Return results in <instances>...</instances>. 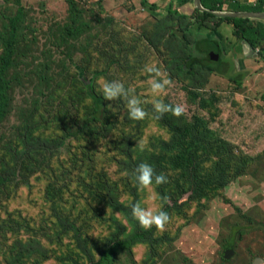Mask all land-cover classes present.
Masks as SVG:
<instances>
[{
  "label": "rangeland",
  "instance_id": "obj_1",
  "mask_svg": "<svg viewBox=\"0 0 264 264\" xmlns=\"http://www.w3.org/2000/svg\"><path fill=\"white\" fill-rule=\"evenodd\" d=\"M171 2L172 0H168L167 3L163 1L160 4L158 1L157 6L160 12H158L157 8L158 13H153L141 9L140 6H138L140 10L134 7L132 0H21L22 15L25 17V23L24 26L22 25L24 36L20 40L19 48L18 62H20V67L18 70H12L11 76L14 72L21 71L23 78L20 82L13 85L11 91L10 113L1 125L0 154L5 150L6 144H9L8 147L12 148L17 136H20L21 133H18V131H23V122L30 120V117L34 114V102H39V105H41V96L47 92V89L41 88L37 76L45 64H49V73L53 78V87L47 94L43 108L45 118H50V111L54 121H58L62 117L63 112L59 111V109L63 106V103L56 98V95L59 92L67 95L72 87L77 89V70L81 71L84 69L85 77L93 79L94 90L100 89L101 91L104 80H119L124 83L126 88L134 89L135 95L145 102L142 107L145 104V110L150 113L148 117L149 124L144 127L146 133L148 129L152 137L153 135H159V137L162 135L164 139L168 138V133L164 129L167 127L165 122L167 114L159 120L151 118L152 101L158 97H154L150 91L148 81L151 78V74L145 72L143 65L146 63V55L155 56L152 64L160 67L163 71L161 57L168 60L167 47L175 42L183 46L186 41L183 38L185 35L183 30V35L176 33L178 37L176 39L169 37L164 39V41L162 40V43L158 45V49L155 48V51L153 48H149L150 45L154 44V38H157L158 42L161 39L159 36L163 29L159 25H162L161 22L169 20L167 11ZM173 3L174 1L171 4ZM17 12L18 6L15 0H0V31L2 30L3 22L8 23L5 17H11ZM130 13L132 14L130 15ZM76 21L79 24L78 26H76ZM109 21L111 22L108 24ZM83 24H88L92 28L91 32H85L81 38L79 37L80 39L76 42L74 50L66 47L59 39L58 31L73 25L76 28H83ZM191 32L193 33L194 31ZM202 35L203 33L201 32V35L197 36L198 38H195L194 42L196 40L201 41ZM226 36H228L226 39L230 42L231 34H226ZM89 40H92L93 44L83 53L84 48L81 45L86 44ZM228 42L223 40L227 54L230 48ZM2 52L3 47L0 41V54ZM225 52L221 46L219 48L216 46L214 58L218 57L217 63L221 62L219 58L223 64L229 63L226 62L227 59L224 57ZM191 55L201 60L211 56V53L207 56L204 52L198 53L194 50ZM238 56L241 57L240 55ZM213 67L215 75H208L204 71H196L199 76L201 73L202 76H208L205 79L208 81L207 85L201 83L204 86L206 85L204 94L197 93L199 99L189 100L192 102L186 101V97L181 93L183 85L175 82L169 88L170 91H167L166 95L162 94L159 96V99L168 104L175 105L180 103L185 106V113L180 117V121L185 126L186 121L189 122L195 116L209 119L208 125L211 122L213 133L215 131V136L211 137L214 142L221 137L226 138V135L233 139L235 135L238 139L235 145L238 149L240 148L241 151L245 152L242 154L245 155V158L258 153L257 156H253L255 160L251 163L255 164L253 166L249 164V167L246 166L243 173L234 177L224 189L221 188L217 190L218 192H212L210 200H205L201 203L193 202L187 213H185L186 220L189 223L183 222L181 218L179 220L171 217L163 232H155L156 238L158 237L157 235L167 236L172 238V243L151 248L148 245H135L131 249V254L121 253L117 255L115 264H264V132H261V134L256 132V135H254L252 131L245 132L241 129L245 119L252 116L257 118L254 121L253 130L259 119L264 117V87L261 79L258 80L259 77H257L264 74H262L261 70L252 69L251 76L253 78H250L249 81L246 79L242 80V78L236 80L243 76L237 75L236 71H226L222 66L213 65ZM31 69L34 71L33 73ZM196 85L200 86L198 83ZM42 87H45V85L43 84ZM215 92L223 99L220 104L216 105L220 111V116L217 115L216 106L204 108L206 105L204 101H213L214 98L208 97L216 96ZM100 96L102 95L100 94ZM230 98H232V101L237 100V107L232 109L228 107L227 101ZM106 102L112 108L106 114L111 111L113 122L118 123L120 120L119 116L121 117L127 113V109H125L120 100ZM114 103L116 105L112 107ZM89 106V101H83L78 104L73 113L77 116H87L89 115ZM242 114H244L243 117H241ZM184 116L186 117L185 119ZM222 120L225 122L232 121L231 127L228 128L229 133H224V126L219 124ZM97 131H104L103 126L98 128ZM203 131L201 134H203ZM231 131H234V133L230 134ZM43 132L46 135H55L58 133V129L56 125H51ZM39 133H41V130L37 131L35 136L40 135ZM193 136L196 137V132ZM97 140L99 139L97 138ZM105 140L106 137L102 141L100 139L95 146L96 153L103 154V157L101 159L98 158L92 166L95 172L104 173L108 182L116 184V181H120L117 184L120 187L119 189H121V178L123 175L121 170L131 172L132 168L128 167L127 162L139 163L137 154L127 160L124 156L118 154V150L113 151L106 147L104 145ZM107 140L111 144L116 140V137H108ZM62 148L58 152H61L58 156L54 155L53 161L55 164L51 163V168L63 179L67 180L70 190L66 191L65 195L63 191H58L52 184L55 180L53 175L55 173H52L53 177L50 178L52 175L46 176L43 173L35 174L25 171L20 177L29 178L31 186L20 190L17 188L16 192L10 191L4 202L10 204L8 205L10 211L13 209L9 206H14L15 204L26 206L27 211L25 214L33 216L34 220L38 214L41 215V242L46 245L48 236L54 237L57 234L55 219L50 216L51 204H47L46 200L47 184L50 185L51 190L57 191V196H63L64 201L68 199L69 202H73V199H78L79 194L83 192L74 206L69 203L66 207L64 203L61 209L67 211L73 207V219L70 218L71 221L80 228L82 234L88 237L89 241L92 243L95 241L102 242L112 232V227L101 222L102 217L109 223L108 220L111 218L116 219L117 215L112 214L113 216L109 218L111 213L106 212V210H103L100 214L101 208L97 199L89 198L84 186L81 185L82 181L88 182L89 178L86 172L82 174L80 179H78L80 172L75 174L73 172H61L58 157H69V154L65 152L67 147L64 145ZM71 148L74 154L80 155L75 141L72 142ZM158 157L157 153H154L148 164ZM156 166L159 167L158 164ZM234 166L235 163L232 164V169ZM22 170H19L18 174ZM130 180L134 183L132 178ZM170 181H172V177ZM177 186L169 183L164 188V191L165 193L175 194L176 191L181 190ZM161 187L162 185H160ZM185 189L186 192L178 202L188 199L191 192L190 186H185ZM155 191L157 192V187ZM137 192L140 197L139 202H141L143 207L148 208L147 206H150L152 202L154 206L149 208L154 211L160 209V201H152L150 199L151 194L147 190L141 192L137 189ZM0 196H2V193H0ZM9 197L10 199H8ZM124 200H126L125 197H120L119 202L122 203ZM168 202L171 203L170 200ZM0 215L2 217L6 216L4 209L1 207ZM30 221L34 223L31 227V237L34 240L40 233L37 227L39 224L33 220ZM123 226L126 230H129L125 221ZM11 236L12 232L10 231L9 222L7 225H0V264H6L4 262L5 255H2L4 251L2 241L9 240ZM67 237L69 239L65 240L62 247L58 250V253L62 255L72 251L73 236L70 234ZM53 244L56 245V243ZM91 247L92 249L94 248L92 245ZM10 249L13 253H16L13 238ZM98 250L97 248L95 249L97 253ZM228 250H232L233 255L230 259H225V254ZM25 261L34 263L32 257H27ZM57 263L58 261L52 260V264Z\"/></svg>",
  "mask_w": 264,
  "mask_h": 264
},
{
  "label": "trees",
  "instance_id": "obj_2",
  "mask_svg": "<svg viewBox=\"0 0 264 264\" xmlns=\"http://www.w3.org/2000/svg\"><path fill=\"white\" fill-rule=\"evenodd\" d=\"M167 1L164 0L165 3ZM173 1L174 3L171 4ZM192 1L172 0L168 6V14L166 13L167 16L169 15V20L161 22L162 25H159L163 29H161L162 32L159 36L161 38L160 41L158 42V39L154 38V44L148 45L150 49L153 48L155 51V48L158 49V45L162 43V40L164 41V39L169 37L176 39L178 38L176 33L183 35L184 30L185 35L183 38L186 41H183V46H180L176 42L172 43L167 47L168 60L161 57V62L163 64V72L167 73L172 82L183 85L181 93L186 97V101L188 102H192L189 100L199 99L198 94H204L205 92V86L201 83L208 76H202V73L199 76L196 71H204L208 75H215L213 65L221 67L214 60V56L216 55L214 43L209 40H196L194 42L195 38L201 35V32L208 31L206 36L209 37L217 32L220 25L227 24L232 27L234 37L239 42L248 45L253 51H258L259 58L264 59V22L230 19L218 20L212 15L199 13L196 10H193L190 14H186L185 7ZM244 1L242 0V3H239L237 0L229 2L227 0H201V4L205 11L211 13L264 14V0H255L256 6L249 8L248 12H245ZM20 2L21 0H15L18 12L11 17H5L8 23L3 22L2 30L0 31V41L3 47V52L0 54V133L1 125L10 113L13 85L20 82L23 78L21 71H16L11 76V71L18 70L20 67V62H18L20 40L24 36L22 25L24 26L25 17L22 15L23 7ZM157 2L158 0H139V6L141 9L153 13L158 10L160 12ZM132 5L139 9L133 0ZM210 21H214L215 24L207 26L206 23ZM78 25L76 21V26ZM82 26L83 28H76L73 25L58 31L59 39L66 47L74 50L76 42L81 36L85 32H91L92 29L88 24H83ZM191 31L194 32L192 33ZM91 44H93L92 40H89L86 44L81 45L84 48L83 53L87 51ZM193 48L198 53H202L205 49L204 53L207 56L209 53L212 55L198 60L191 55V52H194ZM154 58L155 56L146 55V63L143 65V68L145 69L146 66L153 65ZM49 70V64H45L37 76L41 88L47 89V92L41 96V105H39V102H34V114L30 117V120L23 122V131H18V133H21L20 136H17L14 144H12V148L8 147L9 144H6L5 150L0 154V193H2V196H0V207L6 213L4 217L0 215V225H7L9 222L10 231L12 232L9 240L2 241L4 247L2 255H5L4 262L6 264H52V260L58 261L57 264H115V257L117 255L121 253L131 254V249L135 245H148L150 248L168 245L172 241V238L159 235L156 238L155 232L157 230L155 228L144 230L131 216V205L139 201L140 197L136 184L132 183L130 178H132L131 174L139 163H149L153 154L157 153L159 157L151 161L150 165L154 168L156 174L163 173L168 179V183L163 184L161 188L160 186L157 187V193L161 197H168V200L171 201L169 203L167 200V203L163 206V211L167 212L170 218L182 219L183 222L189 223L186 220L185 213H187L188 208L193 202L201 203L202 201L210 200L211 194L218 192V189L227 187L232 179L241 175L244 168L246 166L249 167V164L255 159L253 156L245 158V155L237 153L238 147L233 140H225V138L221 137L216 142L212 141L211 137L215 136V131L213 133L211 122L208 125L209 119H202L199 116H195L194 119L192 117L189 122L186 121L185 126L180 121V118L177 119L171 116V114H167L165 116L167 127L164 129L168 133V138L165 139L162 135L160 136L163 138L159 137V135H153L152 137L148 129L146 133L144 127L146 124H149L148 118L143 121H131L127 113H125L121 117L119 116L120 120L118 123L113 122L111 111L106 114L111 109L108 108L109 105H107L106 100L100 96L102 92L100 89L94 90L92 85L93 79L85 77L84 69L81 71L77 70L76 78L78 81L76 87L82 93L74 87L68 91L67 95L59 92L56 98L63 103V106L59 109V111L63 112L62 117L58 121H54V117L50 111V118L47 119L45 118L43 108L47 94L51 87H53V78L50 76ZM31 72L33 73L34 71L31 69ZM96 74L98 75V73ZM196 83L200 84V86H197ZM43 84L45 87H42ZM167 91L170 90L168 89ZM215 94L216 96L208 97L214 98L213 101H204L206 102L204 108H211L223 101L218 93L215 92ZM83 101H89V115L77 116L73 112L78 104ZM120 102L126 109L125 103L122 100ZM115 105L114 103L112 107ZM143 107L145 109V104ZM217 111L218 114L217 112L216 114L220 116L218 108ZM219 124L224 126V131L231 127V124L225 121H220ZM51 125L57 126L58 133L46 135L43 131ZM102 126L104 131H97ZM39 130H41L40 135L35 136ZM202 131L203 134H201ZM195 132L196 137L193 136ZM233 133L234 131H231L230 134ZM105 137L104 145L113 151L118 150V154L124 156L127 160L137 154L139 163L134 164L131 161H126L128 167L132 168V171L128 172L129 176L122 175L121 189H119L120 187L117 184L120 181H116V184L108 182L106 175L102 172H95L92 166L98 158L101 159L103 157V154L96 153L95 146L100 139L102 141ZM108 137H116V140L109 144ZM233 139L238 140L235 135ZM73 141L77 143L80 155L72 152L71 145ZM64 145L67 147L65 152L69 154V157H58L61 172H73L74 174L80 172L78 179L86 172L89 178L88 182L82 181L81 185L84 186V190L89 198L97 199L101 208L100 214L103 210H106V212L111 213L109 218L113 216L112 214L117 215L116 219L111 218L108 220V218L109 223L102 217L101 222L104 225L108 224L112 227L111 234L105 237L102 242L95 241L92 243L89 241L88 237L82 234L80 228L71 221L70 218L73 219V207L67 211L61 209L64 203L66 207L69 203L74 206L83 192L79 194L78 199H73V202H69L68 199L64 201V197L57 196V191L51 190L50 185L47 184L46 200L47 204H51L50 216L55 219L57 234L54 237L48 236L46 245L41 242V215L38 214L34 220L33 216L25 214L27 211L26 206L15 204L14 206H9L13 209L10 211L8 209V205L10 204L4 202L10 191L16 192L17 188L20 190L31 186L29 178L25 176L20 177L25 171L35 174L43 173L46 176H51L52 173H55L53 174L55 180L52 184L58 191H63L65 195L66 191L70 190L66 182L67 180L63 179L51 168V163L55 164L53 161L54 155L58 156L61 153L58 152L63 149ZM233 163H235V166L232 169ZM157 164L159 167L156 166ZM23 168L24 170H22ZM19 170H22L20 174H18ZM121 172L122 174L124 173L122 170ZM171 177L172 181H170ZM169 183L178 185L177 187L181 190L176 191L175 194L165 193L164 188ZM185 186H190L191 192L189 197L185 201L178 202L186 192ZM122 190H124L123 193H121ZM120 197H125L126 200L120 203ZM39 204L41 203L39 202ZM152 206H154V203L152 204L151 202L150 206L147 207ZM30 220L39 224L36 225L40 233L34 240L31 237V227L34 223ZM123 220L129 230H126L123 226ZM70 234L73 236L72 251L66 255H62L58 253V250L62 247L64 241L69 239L67 236ZM13 235L15 236L13 237ZM12 238L16 246V253H13L10 249ZM30 242L32 243L31 245ZM52 242L56 243V245ZM90 244L94 246L93 249ZM96 248L99 249L98 253L95 251ZM27 257H32L34 263L26 262L25 259Z\"/></svg>",
  "mask_w": 264,
  "mask_h": 264
},
{
  "label": "clouds",
  "instance_id": "obj_3",
  "mask_svg": "<svg viewBox=\"0 0 264 264\" xmlns=\"http://www.w3.org/2000/svg\"><path fill=\"white\" fill-rule=\"evenodd\" d=\"M145 72L151 74L148 83L150 84L152 95L154 97H159L162 94L166 95L167 90L173 84L172 80L167 76V73L155 65L146 66ZM101 92L103 99L106 101L122 100L126 105L127 115L131 121H143L150 115L142 107V104L145 102L135 95V90L126 88L124 83L119 80H104L102 82ZM109 109H112L111 105H109ZM184 113L185 106L183 104H168L161 99H154L152 101L151 118L154 120L161 119L165 114H171V116L179 119ZM123 175L129 176V173L125 171ZM131 176L139 191L143 192L147 190L151 194L150 199L152 201H161L159 206L160 210L157 211L143 207L139 201L133 203L131 205L132 218L144 230L155 228L157 231L163 232L170 222L169 214L163 211V206L167 203L168 197H161L155 191V188L168 183L166 175L163 173L156 174L150 164L142 162L136 167Z\"/></svg>",
  "mask_w": 264,
  "mask_h": 264
},
{
  "label": "crops",
  "instance_id": "obj_4",
  "mask_svg": "<svg viewBox=\"0 0 264 264\" xmlns=\"http://www.w3.org/2000/svg\"><path fill=\"white\" fill-rule=\"evenodd\" d=\"M158 1L161 4L164 0H158ZM229 1H231V0H227V2H229ZM232 1H236V0H232ZM237 1H239V3H242V0H237ZM133 2H134V4L137 5V7L139 6V0H133ZM243 4L245 5V7H244L245 12H248L247 10L249 8L256 6L255 0H245ZM185 10H186V14L192 13L193 10L198 11L197 9H195L193 1L187 7H185ZM214 24H215L214 21H210V22L206 23L207 26H212ZM203 33H205V34L202 35L203 36L202 41L209 40L212 43H214L215 46H217V48H219V46H221L222 50L226 51L224 57L227 59L226 62H229V63L223 64L222 60H220V58H219V61H221V62H218V64H220L222 66V68L226 71H229V72L236 71L238 73L237 75L243 76V77L237 78L236 80L242 78V80L246 79L249 81L250 78H253L251 76L252 75V73H251L252 69L261 70L262 74H264V59L259 58V55H258L259 52L258 51H253L250 49V47L248 45L239 42L234 37L233 29L231 26H229L227 24L220 25L217 32H215V34H213L209 37L206 36V33H208V31L203 32ZM226 34H231V41L230 42H228V39H226V37H228V36H226ZM223 40H224V42L227 41L229 44V45L227 44L230 47L228 50V54H227L226 46H224V44H223ZM204 51H205V49H204ZM238 55H240L241 57H239ZM224 57H223V59H224ZM217 59H218V57L214 58L216 63H217ZM223 61H225V60H223ZM257 77H259L258 80L261 79V81L263 82V87H264V75H258ZM204 81H206V80H204ZM204 81H203V83L207 85L208 81H206V82H204ZM206 85H205V87H206ZM231 101H232V98H230V100L227 101L228 107L230 109H232L233 107H237V104H238L237 100L235 99L232 102ZM222 109L224 110L223 106H222ZM263 111H264V109H263ZM256 119L257 118L256 117L254 118L253 116L245 119L243 121L244 125L241 129L244 130L245 132L252 131L254 133V135H256V132H259L261 134V132H264V117L259 119L258 124H256L255 128L252 130V127L255 124L254 121ZM227 122L229 124L232 123V121H227ZM225 132L229 133L228 129L225 130L224 133ZM225 137H226L225 140H230V141L233 140L237 144V140L229 138V137H227V135ZM263 140H264V138H263ZM236 152L239 154L245 153V152L241 151L240 148L237 149ZM263 153H264V151H263ZM257 155H258V153L253 155V156H257ZM253 164H255V163H253ZM253 164H251V166H253Z\"/></svg>",
  "mask_w": 264,
  "mask_h": 264
},
{
  "label": "water",
  "instance_id": "obj_5",
  "mask_svg": "<svg viewBox=\"0 0 264 264\" xmlns=\"http://www.w3.org/2000/svg\"><path fill=\"white\" fill-rule=\"evenodd\" d=\"M193 4L195 9H197L200 13H206L212 15L214 18L218 20H250V21H261L264 22V14L258 13H231V12H222V13H211L205 11L202 7L201 0H193ZM233 255L232 250H228L225 254L226 259H230Z\"/></svg>",
  "mask_w": 264,
  "mask_h": 264
},
{
  "label": "bare ground",
  "instance_id": "obj_6",
  "mask_svg": "<svg viewBox=\"0 0 264 264\" xmlns=\"http://www.w3.org/2000/svg\"><path fill=\"white\" fill-rule=\"evenodd\" d=\"M34 243V242H33ZM38 243H40V242H38ZM32 243L30 242V245H31ZM35 244V243H34ZM35 245H37V244H35ZM34 245V246H35ZM39 245V244H38ZM42 255V254H41ZM48 255V254H47ZM49 256V255H48ZM50 256H52V255H50ZM46 257V256H45ZM55 258V257H54ZM62 258V257H61ZM55 261V260H54Z\"/></svg>",
  "mask_w": 264,
  "mask_h": 264
}]
</instances>
